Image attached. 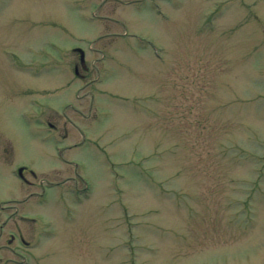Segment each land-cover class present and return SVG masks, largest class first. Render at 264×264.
I'll return each instance as SVG.
<instances>
[{
	"label": "rangeland",
	"instance_id": "rangeland-1",
	"mask_svg": "<svg viewBox=\"0 0 264 264\" xmlns=\"http://www.w3.org/2000/svg\"><path fill=\"white\" fill-rule=\"evenodd\" d=\"M133 1L0 0V264H264V0Z\"/></svg>",
	"mask_w": 264,
	"mask_h": 264
},
{
	"label": "flooded vegetation",
	"instance_id": "flooded-vegetation-1",
	"mask_svg": "<svg viewBox=\"0 0 264 264\" xmlns=\"http://www.w3.org/2000/svg\"><path fill=\"white\" fill-rule=\"evenodd\" d=\"M75 67H77V66L75 65ZM3 207H4V206L1 204V205H0V216H3V215H4V209H3ZM3 223H4V221H1V223H0V234H1V232H2V228H3L2 226H3ZM10 234H12V233H10ZM14 236H15L14 234H13V235H10L9 238H8L9 241H15V238H16L17 236H15V237H14Z\"/></svg>",
	"mask_w": 264,
	"mask_h": 264
},
{
	"label": "water",
	"instance_id": "water-1",
	"mask_svg": "<svg viewBox=\"0 0 264 264\" xmlns=\"http://www.w3.org/2000/svg\"><path fill=\"white\" fill-rule=\"evenodd\" d=\"M81 58H82V53H81Z\"/></svg>",
	"mask_w": 264,
	"mask_h": 264
}]
</instances>
